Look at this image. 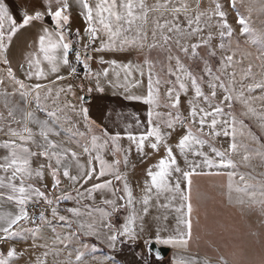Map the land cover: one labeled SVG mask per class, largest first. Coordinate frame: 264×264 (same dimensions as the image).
<instances>
[{
  "label": "snow or ice",
  "instance_id": "snow-or-ice-1",
  "mask_svg": "<svg viewBox=\"0 0 264 264\" xmlns=\"http://www.w3.org/2000/svg\"><path fill=\"white\" fill-rule=\"evenodd\" d=\"M106 91L143 119H94ZM201 176L264 228V0H0V264H91L88 238L237 264L192 251Z\"/></svg>",
  "mask_w": 264,
  "mask_h": 264
},
{
  "label": "rangeland",
  "instance_id": "rangeland-1",
  "mask_svg": "<svg viewBox=\"0 0 264 264\" xmlns=\"http://www.w3.org/2000/svg\"><path fill=\"white\" fill-rule=\"evenodd\" d=\"M7 2L14 13L18 6L25 4V0H7ZM253 20L258 26L260 17L254 15ZM230 22H232V17H230ZM95 66L93 64V67ZM105 93L112 94L111 91ZM132 103H137V109L132 105L130 112L123 111V113L130 115L140 113L143 119L145 106L139 102ZM157 158L153 156L144 163H138L133 154L132 159L134 163H137V167L134 173L131 169L129 170L131 182L135 184L142 180L143 170L148 164L154 163ZM225 182L226 178L223 177H194L193 203L197 208L194 216L199 218L198 224L194 220V236H198L199 239L193 241L192 251L200 257L208 256L213 261L218 256L224 255L230 260L235 259L237 264H260L261 259L264 258V228L260 227V218L254 213L241 214L237 209L226 204L219 188V185ZM166 223L170 225L173 223L171 217ZM88 242L96 245L95 255L98 258L97 261H91L89 258L91 264H146L144 257L147 251L142 239L136 242L118 243L116 249H110L106 243L95 240V238H88ZM31 243V240L21 241L17 246L25 248ZM122 245L131 247L122 250L120 249ZM167 247H169V253L162 264H172L175 250L171 246ZM106 257H111V259L105 260ZM19 264H25V261L21 259Z\"/></svg>",
  "mask_w": 264,
  "mask_h": 264
},
{
  "label": "crops",
  "instance_id": "crops-1",
  "mask_svg": "<svg viewBox=\"0 0 264 264\" xmlns=\"http://www.w3.org/2000/svg\"><path fill=\"white\" fill-rule=\"evenodd\" d=\"M34 36H35L34 29H28L26 31L21 32L20 35L15 40V45L13 49L14 53H16V55L18 56L19 52L24 49L25 44L31 42ZM99 97L100 98L97 101V105L92 113L93 118L97 119L98 122L104 120V117L109 112H112L113 109H115L118 112H123V111L130 112V109H132V107L135 108L137 107V103L124 101L121 97L113 96L110 93L99 94ZM118 107L121 109H117ZM123 107L124 110H122ZM131 115L125 114V118L128 120V122H132ZM113 118L115 119L114 115Z\"/></svg>",
  "mask_w": 264,
  "mask_h": 264
},
{
  "label": "water",
  "instance_id": "water-1",
  "mask_svg": "<svg viewBox=\"0 0 264 264\" xmlns=\"http://www.w3.org/2000/svg\"><path fill=\"white\" fill-rule=\"evenodd\" d=\"M146 251H147L146 253H147L148 256L149 255H152L154 257V259L161 260V259L165 258L168 255V253H169V247H167V246H159V245L154 244L152 246V252H151V254H149L147 248H146ZM157 251H159V253H160V256L159 257H157L155 255V253Z\"/></svg>",
  "mask_w": 264,
  "mask_h": 264
},
{
  "label": "trees",
  "instance_id": "trees-1",
  "mask_svg": "<svg viewBox=\"0 0 264 264\" xmlns=\"http://www.w3.org/2000/svg\"><path fill=\"white\" fill-rule=\"evenodd\" d=\"M131 247V246H130ZM129 246H121L120 249L125 250L130 248ZM144 261L146 262V264H162L164 262V258L161 260H156L154 259V257L152 255H147L144 257Z\"/></svg>",
  "mask_w": 264,
  "mask_h": 264
}]
</instances>
